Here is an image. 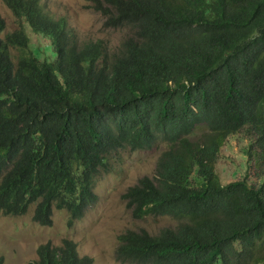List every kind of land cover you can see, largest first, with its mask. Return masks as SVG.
<instances>
[{"label": "trees", "instance_id": "1", "mask_svg": "<svg viewBox=\"0 0 264 264\" xmlns=\"http://www.w3.org/2000/svg\"><path fill=\"white\" fill-rule=\"evenodd\" d=\"M2 1L16 27L4 33L0 18V213L34 204L32 219L51 224L54 206L71 226L114 153L162 139L154 175L122 197L134 218L176 224L121 232L116 261L264 264V0H90L105 27L127 31L112 52L78 42L40 0ZM241 131L239 167L252 160L260 180L247 170L222 184L217 159ZM78 253L63 238L30 264H92Z\"/></svg>", "mask_w": 264, "mask_h": 264}, {"label": "rangeland", "instance_id": "2", "mask_svg": "<svg viewBox=\"0 0 264 264\" xmlns=\"http://www.w3.org/2000/svg\"><path fill=\"white\" fill-rule=\"evenodd\" d=\"M40 3L53 18L65 19L78 42L104 39L107 51L112 52L127 35L124 28L105 27L104 17L90 6V0H40ZM0 18L5 23L4 33L16 27L14 14L1 0ZM29 34L34 37L33 33ZM31 45H36L34 40ZM50 54L41 53V57L49 58ZM201 131L198 128L192 138L197 137ZM226 142L215 165L220 182L226 184L240 179L247 170L250 173L248 182H259L260 178L252 175L257 169L252 160L246 168L239 167V163L246 159L241 151L250 143L248 136L241 131L226 139ZM165 148L166 142L158 139L156 144L146 150H121L114 153L109 170L96 178L94 191L97 201L71 226L67 223L68 212L54 206L51 224H40L32 219L34 204L23 215L0 213V256L3 264H30L38 258L36 252L40 245H58L63 238L76 242L78 254L92 257V264H121L114 256L118 234L126 229L139 228L155 234L163 227L176 224L168 216L146 215L141 219L134 218L126 206L127 200L122 197L127 187L137 183L139 178L154 175L159 154Z\"/></svg>", "mask_w": 264, "mask_h": 264}, {"label": "clouds", "instance_id": "3", "mask_svg": "<svg viewBox=\"0 0 264 264\" xmlns=\"http://www.w3.org/2000/svg\"><path fill=\"white\" fill-rule=\"evenodd\" d=\"M2 1V0H1ZM3 2V1H2ZM4 3V2H3ZM5 4V3H4ZM66 22V21H65Z\"/></svg>", "mask_w": 264, "mask_h": 264}]
</instances>
